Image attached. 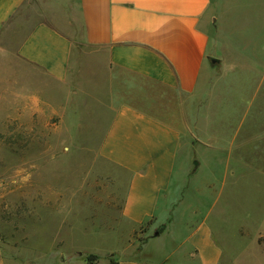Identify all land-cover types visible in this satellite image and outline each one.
<instances>
[{"label": "crops", "instance_id": "obj_1", "mask_svg": "<svg viewBox=\"0 0 264 264\" xmlns=\"http://www.w3.org/2000/svg\"><path fill=\"white\" fill-rule=\"evenodd\" d=\"M31 1L0 0V34ZM52 1L63 10L75 6L92 51L86 65L80 68L78 47L54 21L29 28L16 56L73 89L83 106L70 108L72 134L85 135L96 144L94 157L126 177L122 220L133 232L148 225L146 245L167 237L175 242L157 262L152 254L141 262L123 255L118 264H229L230 251L215 235L237 236L233 207H223L225 192L237 199L240 183L264 177L261 153L251 149L264 142V112L248 118L264 107V0L249 12L248 40L221 39L212 53V0ZM216 46L231 47L232 57L245 61L228 63ZM256 78L258 84L250 83ZM227 79L255 84L253 95L241 100L239 88L224 85ZM239 107L244 115L233 120Z\"/></svg>", "mask_w": 264, "mask_h": 264}, {"label": "rangeland", "instance_id": "obj_2", "mask_svg": "<svg viewBox=\"0 0 264 264\" xmlns=\"http://www.w3.org/2000/svg\"><path fill=\"white\" fill-rule=\"evenodd\" d=\"M259 1L212 0L211 53L221 39L248 40L249 12ZM52 3L32 0L0 34V264H118L124 256L141 262L149 254L157 262L175 242L167 237L146 245L148 225L133 232L122 220L126 177L94 157L96 144L84 141L85 135L72 134L70 108L83 106L73 89L16 56L29 28L54 21L78 47L74 59L77 56L80 68L86 65L92 51L84 46L75 6L63 10ZM216 48V55H224L228 63L245 61L233 58L229 46ZM226 69L224 64L221 71ZM259 81L227 79L224 85L239 88L240 99H250L255 84H249ZM241 109L233 110V120L243 117ZM81 112L85 124L89 112ZM263 112L264 107H258L248 118L257 120ZM88 129L85 125L82 131ZM251 149L261 153L259 164L264 168V142L254 143ZM238 190L237 199L225 192L223 204L233 207L231 222L237 236L221 239L215 234L216 238L225 252L230 251L227 263L264 264V231L253 224L259 220L264 227V177L251 176ZM244 216L254 220L246 221Z\"/></svg>", "mask_w": 264, "mask_h": 264}, {"label": "trees", "instance_id": "obj_3", "mask_svg": "<svg viewBox=\"0 0 264 264\" xmlns=\"http://www.w3.org/2000/svg\"><path fill=\"white\" fill-rule=\"evenodd\" d=\"M164 229H165V226H163L160 230H158V232L160 233V232H162ZM92 258H93V256H90V257H89V259H92Z\"/></svg>", "mask_w": 264, "mask_h": 264}, {"label": "water", "instance_id": "obj_4", "mask_svg": "<svg viewBox=\"0 0 264 264\" xmlns=\"http://www.w3.org/2000/svg\"><path fill=\"white\" fill-rule=\"evenodd\" d=\"M212 61L215 63L217 60L216 59H213Z\"/></svg>", "mask_w": 264, "mask_h": 264}]
</instances>
